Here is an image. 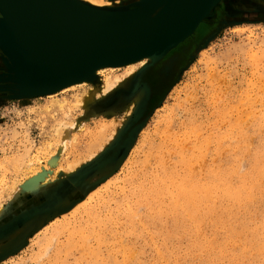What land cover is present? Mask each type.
<instances>
[{"label":"rangeland","instance_id":"1","mask_svg":"<svg viewBox=\"0 0 264 264\" xmlns=\"http://www.w3.org/2000/svg\"><path fill=\"white\" fill-rule=\"evenodd\" d=\"M220 2L147 70L152 91L138 115L143 97L127 109L141 86L115 107L103 98L68 116L41 109L85 86L29 98L0 92V264H264V173L256 170L264 166V0ZM75 117L86 120L85 132L59 156L52 128ZM191 179L208 187L248 181L253 190L236 202L216 188L211 210L202 202L195 219L171 206L175 187Z\"/></svg>","mask_w":264,"mask_h":264},{"label":"water","instance_id":"2","mask_svg":"<svg viewBox=\"0 0 264 264\" xmlns=\"http://www.w3.org/2000/svg\"><path fill=\"white\" fill-rule=\"evenodd\" d=\"M213 1L133 3L132 8L110 13L105 23H90L68 0H0V92L10 98L46 95L75 82L86 69L160 49V55L136 74L140 83L133 93L140 86L145 91L138 115L152 91L144 80L147 70L213 16L221 0L201 20ZM133 132L126 130L112 149L120 151Z\"/></svg>","mask_w":264,"mask_h":264},{"label":"bare ground","instance_id":"3","mask_svg":"<svg viewBox=\"0 0 264 264\" xmlns=\"http://www.w3.org/2000/svg\"><path fill=\"white\" fill-rule=\"evenodd\" d=\"M71 4V6L76 9L79 14L82 16V18L90 23H105V21L107 20L106 18H108L110 16V13L115 12V11H121L123 10V8L127 9L126 6H130V8L133 7V3L135 4V6H140L142 3H148L151 0H118V3L111 7L109 10L104 11V12H99V11H95L94 8L95 6L90 4L88 2V0H68ZM154 1H159L160 0H154ZM218 0H214L213 3L206 9V11L204 12L201 20L207 18L208 16H210V14L212 13L214 7L216 6ZM232 2V1H230ZM236 2V1H235ZM221 3V2H220ZM142 4V5H143ZM125 6V7H123ZM248 9V8H247ZM217 11V9H215ZM215 11V12H216ZM219 11V10H218ZM217 11V12H218ZM216 15V14H214ZM206 20V19H205ZM214 20V19H211ZM204 25V24H203ZM209 29V28H208ZM239 30V29H238ZM190 31V30H189ZM214 32V31H213ZM188 33V32H187ZM186 35V34H185ZM212 35V34H211ZM208 36V35H207ZM203 37V36H202ZM206 38V37H205ZM212 38V37H211ZM208 39V38H207ZM206 40V39H205ZM202 41V40H201ZM204 41V40H203ZM175 43V42H174ZM173 44V43H172ZM190 44V43H189ZM201 44V42H200ZM171 45V44H170ZM194 45V44H192ZM201 46V45H200ZM194 47V46H193ZM197 47H199V45H197ZM192 48V46H191ZM196 48V46H195ZM193 49V48H192ZM158 51H160V49H156L153 51H150L148 53H145L143 55H140L138 57L132 58V59H128V60H124V61H119V62H113V63H105V64H101V65H97L94 67H91L89 69H86L84 71H82L83 76H81V78L76 79L75 82L71 83L70 85L64 86L59 90H56L55 92L46 94V95H52V94H57L58 91H64L66 89H70V88H74L76 86H85L83 88V90L80 92L79 95H76L71 101H65L64 100H52L50 98V103H48L45 107H43L41 109V114L42 115H52V113L55 112H62V114L65 116L70 113L71 109L73 108V106H77L80 107L82 105V109H84L83 112L88 113V111L91 109V106L96 104V102L98 101V99H105L103 102L105 104L104 107H107V109H110L111 107H115L116 105H118L119 103H121L124 99L128 98L130 95L133 94L135 88L139 85L140 80L138 79L137 75H135V70L138 66H145L148 64V62L150 61H154V59H156V57L160 54H157ZM190 51V50H189ZM197 52V51H196ZM178 55V54H177ZM176 55V56H177ZM189 57V56H188ZM1 58V56H0ZM176 58V57H175ZM174 58L172 57L171 60L168 62V65L170 67V63ZM175 60V59H174ZM175 62V61H174ZM173 63V61H172ZM171 63V65H172ZM168 67V66H167ZM166 67V69H167ZM140 68V67H139ZM153 67H151L152 69ZM171 69V68H170ZM117 70H123V73L121 74H117L115 71ZM163 70V68H162ZM165 70V69H164ZM169 70V69H168ZM137 72V71H136ZM167 72V71H166ZM170 73V71H169ZM167 75V74H166ZM261 82V81H260ZM88 83H90L91 85H89ZM264 85V84H263ZM262 85V86H263ZM263 88V87H262ZM72 90V89H70ZM119 91V93L116 96H110L107 97L108 95H111L113 92L115 91ZM60 93V92H58ZM62 93V92H61ZM111 93V94H110ZM144 90L141 89L140 91H138L134 96H133V101L131 102L130 106L128 107V112H130V108L134 107L140 100L141 98L144 96ZM39 96H43V95H39ZM72 96V95H71ZM52 98H54L52 96ZM64 98V97H63ZM149 98V97H148ZM57 99V98H56ZM102 102V103H103ZM101 103V102H100ZM147 104V103H146ZM233 104V103H232ZM35 105V104H34ZM36 106V105H35ZM95 106V105H94ZM238 106V104H237ZM34 108V107H32ZM96 108V107H95ZM94 108V109H95ZM147 108V107H146ZM82 109H80L82 111ZM135 109V108H134ZM36 110V109H35ZM115 110V109H114ZM233 110V109H231ZM32 111V110H31ZM92 111V109H91ZM98 111V110H97ZM143 111V110H142ZM226 111V110H225ZM73 112V111H72ZM71 112V113H72ZM105 112V111H104ZM114 112V111H113ZM126 112V111H125ZM35 113V112H34ZM96 117H97V112H93ZM102 114V113H101ZM114 114V113H113ZM40 115V114H39ZM90 115V114H89ZM94 115V116H95ZM100 115V114H99ZM248 115V114H247ZM63 116V117H64ZM81 116V115H80ZM103 116V115H102ZM126 116V115H125ZM124 116V117H125ZM142 116V115H141ZM73 117V116H72ZM87 117V116H85ZM247 117V116H246ZM69 118V117H68ZM74 118V117H73ZM129 118V117H128ZM77 120H66V119H60L56 122L55 128L54 129V133L53 136L56 139V141L54 142L56 145V151L58 152V155L61 156V154L66 151L67 147L69 146V144L71 142H73L74 140L77 139V136L83 131L84 127H85V121L83 118L79 119L76 118ZM86 119V118H85ZM112 119V118H111ZM110 119V120H111ZM142 119V118H141ZM140 119V120H141ZM249 119V118H248ZM119 120V119H118ZM124 120V119H123ZM98 121V120H97ZM114 121V120H113ZM138 122V121H137ZM236 122V121H235ZM44 123V122H43ZM121 123V122H120ZM119 123V125H120ZM172 123V122H171ZM130 125V124H129ZM172 125V124H171ZM102 126V125H101ZM116 126V125H115ZM141 126V125H140ZM231 126V125H230ZM240 126V125H239ZM135 127V126H133ZM235 128V127H234ZM259 128V127H258ZM117 129V128H116ZM121 129V128H120ZM132 129V128H131ZM199 129V128H198ZM256 129V128H255ZM137 131V130H136ZM85 132V131H83ZM117 133L115 131V127L112 130V133ZM119 132V130H118ZM101 133H103V129H101L99 132L93 134L94 136H92V138H94L95 141L99 140V137L101 136ZM123 133V132H122ZM264 133V132H263ZM111 134V133H110ZM254 134V133H253ZM117 135V134H116ZM114 135H112L111 137H113ZM167 136V135H166ZM170 136V135H169ZM49 137V136H48ZM109 137V136H108ZM257 137V136H256ZM53 138V139H54ZM52 139V138H51ZM54 139V140H55ZM223 139V138H222ZM132 140V139H131ZM48 141V140H46ZM108 141V139L106 140ZM114 141V140H113ZM117 143V142H116ZM47 144V143H46ZM49 145L44 146L45 148L49 146H52V144L50 145V143H48ZM104 144V143H103ZM106 144V143H105ZM109 144V143H108ZM102 145V144H100ZM114 146V145H113ZM209 146V144H208ZM103 146H100V148H102ZM47 148V149H48ZM108 148V147H107ZM166 148V147H165ZM44 149V148H42ZM167 149V148H166ZM53 150V149H52ZM105 150V149H104ZM235 150V149H234ZM47 151V150H46ZM45 151V152H46ZM55 151V152H56ZM89 151V150H88ZM43 152V150H42ZM90 152V151H89ZM97 152V151H96ZM106 152V151H105ZM53 153V152H52ZM236 153V152H235ZM55 154V153H54ZM108 154V153H107ZM110 154V153H109ZM228 154V153H227ZM260 154V153H259ZM27 155V154H26ZM52 155V154H51ZM57 155V156H58ZM96 155V153L91 152L88 158H92ZM264 154H262V158L264 159ZM53 156V155H52ZM56 156V157H57ZM91 156V157H90ZM117 156V155H116ZM122 156V155H121ZM241 156V155H240ZM259 156V155H258ZM29 158V157H27ZM24 159V158H23ZM40 159V158H39ZM38 159V160H39ZM57 159V158H56ZM28 160V159H27ZM26 160V161H27ZM30 160V159H29ZM86 160V159H84ZM32 161V160H31ZM57 161V160H55ZM92 161V160H91ZM90 161V162H91ZM256 161V160H255ZM262 161V160H260ZM23 162V161H22ZM21 162V163H22ZM29 162V161H28ZM27 162V163H28ZM82 162V161H81ZM79 162V163H81ZM88 162V161H87ZM264 162V161H263ZM26 163V162H25ZM27 163L26 166L27 167ZM56 163V162H55ZM78 163V161L76 162ZM84 163V162H83ZM200 163V162H199ZM24 164V163H23ZM39 164V163H38ZM73 163H70V166ZM239 164V163H238ZM29 165V164H28ZM35 165V164H34ZM33 165V166H34ZM69 165V164H68ZM78 164L74 165L71 167V169L69 168V170H71V172L75 171V169L78 167ZM241 164H239L238 166H240ZM32 166V167H33ZM69 166V167H70ZM81 166V165H80ZM30 167V166H29ZM195 167V166H193ZM241 167V166H240ZM31 168V167H30ZM36 168V167H35ZM104 168V167H103ZM214 168V167H213ZM47 169V166H46ZM190 169V168H189ZM206 169V168H205ZM32 170V169H30ZM33 170H36L33 168ZM32 170V172H34ZM193 170V169H191ZM241 170V168H240ZM256 170H263L262 171V175L264 173V166L260 163H258V166L256 168ZM107 171V170H106ZM31 172V171H29ZM70 172V173H71ZM219 172V171H218ZM256 172V171H255ZM202 173V172H201ZM221 173V172H220ZM219 173V174H220ZM258 173V172H256ZM216 174V173H214ZM45 174L43 173L42 178L44 181L48 180L49 176L47 177L44 176ZM222 175V174H220ZM255 175V174H254ZM260 175V174H259ZM34 176V175H33ZM215 176V175H214ZM248 176V175H247ZM250 176V175H249ZM41 177V176H40ZM242 177V176H241ZM240 177V179H242ZM253 177V175H252ZM30 178V177H29ZM224 178V176H223ZM31 179V178H30ZM156 179V178H155ZM172 179V178H171ZM36 180V179H35ZM42 180V179H41ZM162 180V179H161ZM164 180V179H163ZM167 180V179H166ZM169 180V179H168ZM182 180V179H181ZM259 180V179H258ZM50 181V180H49ZM198 181V180H197ZM196 180L194 181L193 179L189 180V182H185V183H180L179 185H177L175 187L174 190V195H173V201H172V208L177 211L179 210L180 212L182 211H186V214H190L191 218H195L196 213L195 212L198 208V206L203 202L204 205L206 206V208L204 209L205 212L208 213V211L211 210V205L208 204V200H213L214 199V189L216 188H221L222 189V193L224 195L225 198H228L231 201H238L241 200V198H238L240 196V194H243V192H246L248 194L252 193L253 189H248L246 188V182L240 181L241 182V186L239 183H236L235 185H226L225 187H220L219 185H215L212 187H208L205 186V184H201L198 183ZM254 181V180H253ZM38 182V181H37ZM43 182V181H41ZM168 182V181H166ZM251 182V181H250ZM249 182V183H250ZM160 183V182H158ZM177 183V181L175 182ZM252 183V182H251ZM36 184V183H34ZM44 184V183H43ZM46 184V183H45ZM50 184V183H48ZM163 184V181H162ZM169 184V183H166ZM30 185V184H29ZM33 185V183H32ZM42 185V184H41ZM176 185V184H175ZM209 185V184H207ZM34 186V185H33ZM155 186V185H154ZM167 186V185H166ZM165 186V187H166ZM173 186V185H172ZM255 186V185H254ZM251 186V187H254ZM39 187V186H38ZM249 187V185H248ZM25 189L27 187H24ZM29 188V187H28ZM32 188V187H30ZM158 188V187H157ZM159 189V188H158ZM163 190V189H162ZM161 190V191H162ZM169 190V189H168ZM170 190H171V186H170ZM261 190V189H260ZM151 191V189L149 190ZM154 191V189H153ZM165 191H167L165 189ZM156 193L158 191H155ZM168 192V191H167ZM217 192V191H216ZM171 194V193H170ZM221 195V194H220ZM159 196V195H158ZM245 196V194H244ZM158 198V197H157ZM216 198V197H215ZM171 200V199H170ZM211 200V201H212ZM226 200V199H225ZM230 201V202H231ZM236 201V202H237ZM229 202V203H230ZM211 203V202H210ZM171 204V203H170ZM202 205V204H201ZM235 205V204H234ZM239 205V204H238ZM214 207V206H213ZM212 207V208H213ZM214 209V208H213ZM242 213V212H241ZM184 214V213H183ZM185 214V215H186ZM190 218V219H191ZM196 219V218H195ZM263 240V239H262ZM264 247V246H263ZM263 249V248H262ZM264 250V249H263ZM167 253V252H166ZM102 264V262H101Z\"/></svg>","mask_w":264,"mask_h":264},{"label":"snow or ice","instance_id":"4","mask_svg":"<svg viewBox=\"0 0 264 264\" xmlns=\"http://www.w3.org/2000/svg\"><path fill=\"white\" fill-rule=\"evenodd\" d=\"M88 2L95 6V11L104 12L115 6L118 0H88Z\"/></svg>","mask_w":264,"mask_h":264}]
</instances>
